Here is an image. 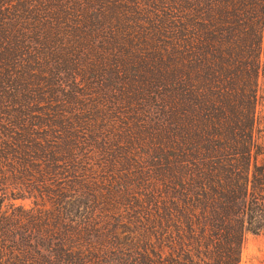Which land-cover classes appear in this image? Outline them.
<instances>
[{
	"label": "trees",
	"instance_id": "16d2710c",
	"mask_svg": "<svg viewBox=\"0 0 264 264\" xmlns=\"http://www.w3.org/2000/svg\"><path fill=\"white\" fill-rule=\"evenodd\" d=\"M114 142L146 145L143 199L86 173ZM248 233L264 0H0V264H239Z\"/></svg>",
	"mask_w": 264,
	"mask_h": 264
},
{
	"label": "rangeland",
	"instance_id": "374dc122",
	"mask_svg": "<svg viewBox=\"0 0 264 264\" xmlns=\"http://www.w3.org/2000/svg\"><path fill=\"white\" fill-rule=\"evenodd\" d=\"M66 93V100L73 101L72 93ZM108 147L111 148L110 152H103L104 149L99 148L101 151L97 152L96 155L87 154L85 152L84 155H82L84 160L83 165L86 170L93 166V172L96 173L95 177H92L97 182L96 189L101 191L107 198L109 192L116 194L122 187H130V192L134 191L133 194L137 198L143 199L144 196L142 194L146 186L145 169L149 161L145 154L146 145H141L139 147L136 145L134 148L137 152L134 153L129 152L131 146L128 144L118 145L114 142V144ZM86 158L90 159L86 160ZM86 173L90 176H94V174L91 175L88 170ZM86 200L87 196L82 198V201ZM119 200L121 204L124 203L126 205L131 201V198L124 197L119 198ZM13 202L16 204H23L25 207H31L33 205L30 199H17ZM42 204H44L46 208L50 207V203H48L47 200H44ZM126 215L128 216L129 213L124 214V216ZM129 217H131V215H129ZM119 241L125 242V237L121 236ZM239 264H264V233H248L245 235Z\"/></svg>",
	"mask_w": 264,
	"mask_h": 264
}]
</instances>
